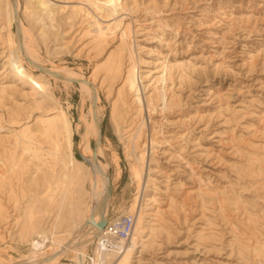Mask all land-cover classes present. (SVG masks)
Here are the masks:
<instances>
[{
	"label": "rangeland",
	"instance_id": "rangeland-1",
	"mask_svg": "<svg viewBox=\"0 0 264 264\" xmlns=\"http://www.w3.org/2000/svg\"><path fill=\"white\" fill-rule=\"evenodd\" d=\"M7 1H2L0 13V131L28 127L34 134L31 146L47 162L44 166L43 160L33 159L13 170L14 157L0 141V264H18L21 256L54 250V237L66 239L70 231L90 228L84 211L90 181L85 177L82 185L62 178L70 149L62 137L63 149L54 151L37 120L57 106L66 112L75 129L71 150L83 162L76 166L86 176L88 162L79 144L92 113L91 100L78 81L49 77L27 57L23 68L34 72L45 92L10 72L8 32H16L17 26L10 21ZM19 1L22 21L37 37L46 66L92 74L102 115L91 146L112 177L110 220L136 216L129 208L138 190L131 177L137 136L145 124L155 133L157 147L147 172L151 180L142 195L144 224L153 232L145 233L144 244L138 239L131 264H264V0H120L123 22L118 32L129 23L144 93L156 95L154 111L144 108L141 113L131 94L128 112L113 113L114 91L123 83L105 80L101 64L121 41L109 36L105 51L92 47L91 35H85L92 19L72 6L83 0H52L58 5L45 20L34 14L31 0ZM61 3L66 4L64 10L58 7ZM90 10L103 20L95 8ZM163 62L171 68L165 107L152 85ZM117 164L119 178L114 177ZM53 173L67 198L33 200L37 190H43V175L50 178ZM62 200L67 202L61 205ZM39 229L44 232L38 234ZM48 234L50 239L44 237ZM37 243L43 246L41 252ZM102 248L91 243L83 259L68 252L60 260L92 264L90 257Z\"/></svg>",
	"mask_w": 264,
	"mask_h": 264
},
{
	"label": "bare ground",
	"instance_id": "bare-ground-1",
	"mask_svg": "<svg viewBox=\"0 0 264 264\" xmlns=\"http://www.w3.org/2000/svg\"><path fill=\"white\" fill-rule=\"evenodd\" d=\"M2 1L3 0H0V13L3 9ZM30 4L32 5L33 12L37 18H42L43 20L47 17H53L56 10L55 7L58 5V3L52 0H31ZM64 4L58 7L63 8ZM89 4L91 5V9L95 8V10L99 12L100 17L103 18V20L94 16L92 13L93 11L91 12L89 7L84 6ZM72 6L74 10H79L92 19L89 24L90 26L85 30V35H91L92 47L94 46V48L101 51L104 50L109 36H112L113 38L119 37L121 41L120 46L118 45L109 52L106 63L101 64V67L105 70V80L114 83L117 80L122 79L121 81L123 83L114 91L116 99L113 102V113L119 110L121 112L124 111L125 113L128 112V94H131L133 102L136 104L137 112H143L144 108H147L148 112L154 111V99L156 95H146L144 93L146 86L142 81L140 82L141 76L137 71L136 61L133 58V43L130 41L131 32L128 25L129 23L122 26V30L118 32V27L123 22V19L119 18L120 16L118 15L120 13V8L122 7V2L120 0H83L79 3L72 4ZM7 7L11 23H15L17 26L16 32L11 31L10 28L8 32V41L10 43L11 52L7 57V60L10 65V72L23 83H30L31 87L44 91L45 86L34 72L26 71L23 68V59L27 57L29 62L36 69L41 70L43 74L48 75L49 77L64 82L78 81L81 83L84 92L91 100L92 118L90 121L86 120L85 132L82 134L79 144L82 158L88 162L84 163L88 170L86 176L82 168L76 166V162H83L77 159L71 150L75 129L66 112L61 109L60 106H57L51 114L42 116L37 120L38 129L45 134L46 138L53 144L54 151L60 152L59 149H63L62 137L65 139L68 149H70V160L68 162L64 161L62 166L65 171V173L62 174V178L70 177L75 183H80L82 185L84 184L85 177H88V180L90 181L91 190L89 192V200L84 209L85 215H87L88 219L87 224L90 228L86 232L81 230H76L74 232L70 231L69 237L66 239H58V236L54 237L53 244L56 245L54 250L43 255L41 254L40 256H21L20 259L16 261L18 264H69L61 262L60 258L63 254L73 252L77 258L83 259L82 257L87 255V247L91 243H101V235L106 230L107 226L117 220H110L109 218L110 185L112 182L109 167L106 162L95 154L91 146V137L96 136L98 133L97 131L100 126L102 115L99 110L98 90L92 81V74H80L73 68H69V66H46L38 50L37 37L34 36L30 28L25 26L22 21V8L20 1L9 0L7 1ZM27 8L28 6L26 7V10ZM64 9L65 8L62 10ZM126 51L127 54H129L127 55V62L125 61ZM125 63H127L126 68L124 67ZM170 70L171 68L166 63L163 62L160 64V75H158L152 83L153 86L155 85L154 89H157L156 94L163 107L166 105L168 106L169 103L165 84L169 78ZM3 86L4 85H0V92H2ZM150 127H147L146 124L142 126L141 132L137 136V139L139 140L137 143L138 149L136 153V162L138 164L136 162L131 163V177L137 183L138 188L134 202L129 208V212L136 213V216L131 213L136 218L134 229L128 240L124 238L108 239V242H111L110 245H104L102 251L96 253L95 257H90L93 261L92 264H131L133 253L138 244V239L141 238L142 244H144L145 233L148 231L153 232L152 227H146L144 224V217L146 215L145 210L142 208L143 190L145 185L151 180L149 179V174H147V172L149 173L150 170L149 164L152 159V152L154 151V148L157 147L155 133ZM2 128H4V126L0 123V129ZM28 131V127L24 129H12L8 133H2L0 131V141H2V145L7 147L14 157L13 164L10 166L13 170H16L18 167L24 168L30 165L34 161L33 159L43 160L44 166L47 164L42 153L31 146L34 134ZM128 137L131 138L130 135H128ZM8 145H10V147H8ZM6 166L8 165L6 164ZM140 167H142V169H140ZM35 168L37 169L36 165ZM144 174H146V177H144ZM3 175L4 172L0 173V177H3ZM120 176L121 170L117 164V170L114 177L119 178ZM59 182L60 179H56V173H53L50 178L43 175V190H37L36 194H34L35 197L33 200L48 197L50 202H52L55 200L57 201L60 198H67V191L62 189ZM32 183L39 184L37 179H32ZM55 196L57 197L55 198ZM66 202V200H62L61 205ZM71 203L72 205H76L73 202ZM29 207L30 205L27 204L26 209H29ZM151 222L152 220L149 221V223ZM57 226L58 224L55 225V228H57ZM35 227V225L31 226V228ZM43 232V229L38 230V234H42ZM44 237L50 239L49 234ZM37 245L38 251L41 252L43 247L42 244L37 243Z\"/></svg>",
	"mask_w": 264,
	"mask_h": 264
},
{
	"label": "built area",
	"instance_id": "built-area-1",
	"mask_svg": "<svg viewBox=\"0 0 264 264\" xmlns=\"http://www.w3.org/2000/svg\"><path fill=\"white\" fill-rule=\"evenodd\" d=\"M135 216L131 213L120 216L112 224L108 225L106 230L101 235V243L103 245H110L108 239H128L134 229Z\"/></svg>",
	"mask_w": 264,
	"mask_h": 264
}]
</instances>
